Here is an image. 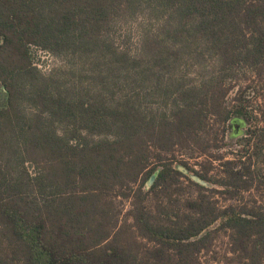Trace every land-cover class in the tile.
<instances>
[{
    "label": "trees",
    "instance_id": "1",
    "mask_svg": "<svg viewBox=\"0 0 264 264\" xmlns=\"http://www.w3.org/2000/svg\"><path fill=\"white\" fill-rule=\"evenodd\" d=\"M39 52L67 79L41 74ZM247 69L264 75V0H0V264H202L219 231L227 263L264 264ZM219 136L236 138L231 157ZM180 151L208 161L195 171ZM110 195L130 200L129 228Z\"/></svg>",
    "mask_w": 264,
    "mask_h": 264
},
{
    "label": "rangeland",
    "instance_id": "2",
    "mask_svg": "<svg viewBox=\"0 0 264 264\" xmlns=\"http://www.w3.org/2000/svg\"><path fill=\"white\" fill-rule=\"evenodd\" d=\"M35 54V53H34ZM34 62L38 65V70L43 75H65L68 73V67H66V63L63 61L62 58L53 56L46 52H39L34 55ZM63 75V76H64ZM239 78V77H238ZM67 79V75H65V78H61V80ZM236 83L240 84L241 89H247V86H250L252 88L253 93H255L256 97L252 100H250V105H252V109L260 108L264 109V75L261 78H256L252 76L249 69L245 71V78L242 80V78H239ZM234 78L228 82H234ZM2 88L0 87V107H4L7 103V98L5 94L1 91ZM258 117L261 116L260 110L256 109ZM243 127L236 125L234 128V133L238 136L239 132H242ZM236 136V137H237ZM236 138H233L231 140H228L225 138L222 140V138L218 137L217 144L219 145V149L217 150L218 154H223L227 157H231L229 153L234 152V150H237V145L234 143ZM226 143V144H225ZM212 149V152L214 153ZM179 153H182L180 156ZM179 153L176 152V160L183 159L184 161H187L189 167L195 171H199L200 165L205 166L207 158L205 155H199V154H192L189 155V151H180ZM215 153V154H217ZM178 162V161H177ZM213 168L209 172V175H215L218 171L216 169L217 162H212ZM193 194L194 192L186 193V195ZM214 200L217 202V205L219 207H223L224 205H229L235 202L227 201L223 198L222 195H220L218 192H214L213 194ZM111 200L113 201V208L115 212L118 214V224H124V226H127L129 228V225L132 224V219L127 215L129 209H130V200L128 198H121V197H113L110 195ZM254 200H259V195L255 191L246 192L243 195V200L241 203H248L251 204V202ZM151 206V205H150ZM131 229V228H130ZM134 236V234H133ZM134 238H136L134 236ZM137 241H144L141 239H136ZM122 241H129L128 235H122ZM210 241L212 242L211 245V252H201L198 257L202 264H235L234 262L227 263L226 259L224 258V254L228 257L231 255L228 253V239L224 232L219 231L215 233Z\"/></svg>",
    "mask_w": 264,
    "mask_h": 264
},
{
    "label": "water",
    "instance_id": "3",
    "mask_svg": "<svg viewBox=\"0 0 264 264\" xmlns=\"http://www.w3.org/2000/svg\"><path fill=\"white\" fill-rule=\"evenodd\" d=\"M181 170H182L183 173H185V174L188 173V172H187L186 170H184V169H181ZM189 177H190L193 181H195V182H197V183H199V184H201V185H204V186H207V185H208L206 182L200 180L198 177H196V176H194V175H192V174H190ZM153 180H154V175H152V176L149 178V180L147 181V184L150 185V184L152 183Z\"/></svg>",
    "mask_w": 264,
    "mask_h": 264
}]
</instances>
